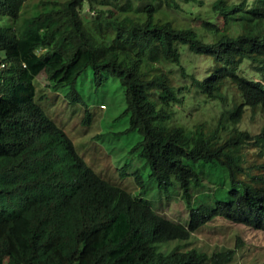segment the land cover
I'll return each instance as SVG.
<instances>
[{"label":"trees","instance_id":"obj_1","mask_svg":"<svg viewBox=\"0 0 264 264\" xmlns=\"http://www.w3.org/2000/svg\"><path fill=\"white\" fill-rule=\"evenodd\" d=\"M88 69L127 122L85 149ZM263 236L264 0H0V264H264Z\"/></svg>","mask_w":264,"mask_h":264},{"label":"rangeland","instance_id":"obj_2","mask_svg":"<svg viewBox=\"0 0 264 264\" xmlns=\"http://www.w3.org/2000/svg\"><path fill=\"white\" fill-rule=\"evenodd\" d=\"M30 9V8H29ZM198 20H194L195 23H197ZM204 65L205 62L202 63L201 65V70L203 72L204 69ZM90 69H88V71L86 72L88 75H82L79 79H78V86L80 88V90L83 92L84 97L86 98V100L90 103V105L92 107H99L101 104L100 102H104L105 107L103 108V105H101V107L103 109H101V113L103 114L104 117V122L103 124H101V120H98V118H94L93 122L91 124H87V123H83L81 125L80 123V119L83 116V114L81 113V110H78L79 113H81L80 115H77L78 112L76 114H71L70 110H67L66 112H63V119L66 116V118H70L69 121H63V127L65 128V130L67 131V133L69 134V136L71 137L73 143L75 146L77 147H83L85 149L89 148V146H91L93 143L91 142L90 137H92L94 134L97 135L99 133V131H101L102 129L106 130V129H110V128H120L123 127L124 125H126L127 119L125 117L117 119L115 121H112L113 117L118 113L119 110H121V106L123 105V101H122V87L119 86L120 84L118 83L119 81L116 78L110 77V76H105L104 81L102 82L103 85H101L100 88H96L94 83H89L84 82L85 80H89L90 78ZM83 76H85L86 78H82ZM91 79V78H90ZM84 82V83H83ZM110 82V84H108ZM192 95V94H191ZM63 96V95H62ZM60 96L59 99H56L55 103H51V105L55 106L56 108H58V110H63L64 108L71 109L76 107V103H72V102H68L64 99V97ZM187 102V100H186ZM198 106L197 104L193 103V104H185V112L190 111L191 114H193V112L195 114H193L194 116H186L185 120H194L193 118H196V113H197V109ZM62 114V112L60 113V115ZM200 116L202 117H206V112L205 113H201ZM258 128V126H257ZM256 127L253 126V129H257ZM123 140V139H122ZM121 139L113 141L114 142H120ZM100 146L105 147L106 145L103 142H99ZM123 161V159L121 160ZM98 163H106L110 169H113V164L112 161L107 160V158H104L101 156L99 158V162ZM125 182H123V185L125 184L126 187L133 189L134 187L136 188V185L134 184L132 178L130 176H128V178H126L124 180ZM172 207V206H170ZM169 207V208H170ZM175 207H177V205H175ZM169 208H164L162 211H167L171 213V210H168ZM239 226V225H238ZM205 234H207L206 232H203ZM252 233V231H250V234ZM250 238V237H249ZM263 243H264V236H263ZM259 255L258 259H260V257L262 256V254L264 255V247L262 245L261 251H259L257 253ZM250 257V255H249Z\"/></svg>","mask_w":264,"mask_h":264},{"label":"clouds","instance_id":"obj_3","mask_svg":"<svg viewBox=\"0 0 264 264\" xmlns=\"http://www.w3.org/2000/svg\"><path fill=\"white\" fill-rule=\"evenodd\" d=\"M123 162V161H122ZM105 163H100V165H104ZM113 164V163H112ZM104 168H105V166H104ZM101 173V172H100ZM124 181L125 179H124V177H122V178H120V180H119V182H121V181ZM116 181V180H115ZM176 216H177V213L175 214ZM169 216H171L172 217V215H170L169 214ZM220 220H221V222H224L225 221V219H223V218H219ZM240 224V223H239ZM204 229V232H206V228H203ZM207 233V232H206ZM250 232H249V230H248V234H249ZM203 235H206L205 233H203ZM264 247V246H263Z\"/></svg>","mask_w":264,"mask_h":264}]
</instances>
